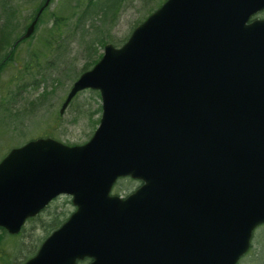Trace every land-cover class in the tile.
Listing matches in <instances>:
<instances>
[{"label": "water", "instance_id": "1", "mask_svg": "<svg viewBox=\"0 0 264 264\" xmlns=\"http://www.w3.org/2000/svg\"><path fill=\"white\" fill-rule=\"evenodd\" d=\"M261 11L264 0H166L104 46L61 109L99 93L90 140L37 139L0 162L7 233L59 195L75 207L25 264L238 263L264 225ZM123 177L142 185L110 195Z\"/></svg>", "mask_w": 264, "mask_h": 264}, {"label": "rangeland", "instance_id": "2", "mask_svg": "<svg viewBox=\"0 0 264 264\" xmlns=\"http://www.w3.org/2000/svg\"><path fill=\"white\" fill-rule=\"evenodd\" d=\"M104 1L101 0L100 4L102 5ZM1 2L0 0V4ZM146 2L147 0H123L114 18H111L113 14L110 13V19L107 18L105 21L89 19L87 23L89 31L87 33L85 31V34L82 30L74 31L72 26L64 30L62 34H58L56 30L52 31L49 27L54 17L50 18L51 15L58 17L64 14L67 16L71 11L70 6L74 3L70 0L50 2L46 14L41 18L42 23L40 25L38 23L28 41L10 52V55L12 54L10 60L17 61V64L11 65L0 74L1 102L2 92L19 91L23 84H31L32 80H29L33 77L27 76L26 72L24 74L28 78L27 81L19 77L25 69H21V66L30 59L35 60L33 53H42L40 62L45 59V54L49 53L46 62L54 64V68L48 70L47 82L40 84L38 90L28 87L26 91L18 94L20 98L14 108V111L18 113L17 116L8 118L7 114L0 110V159L8 149L21 146L41 136L53 137L66 145H79L89 140L96 128L93 126L94 122L100 116V111L97 112L100 108L99 96L95 91L86 90L75 97L67 109L59 114L62 102L72 82L79 76L84 66L85 51L90 47L88 44L94 38H103L114 47H120L130 36L133 25L142 22L147 17ZM41 3L42 0H39L36 8L30 5L20 13L22 25L24 23L23 31ZM22 5L23 8L26 3ZM83 8L82 6L79 13ZM262 18H264V12L258 15V19ZM75 20L76 18L73 17L70 21L73 26ZM46 40L49 41V45L45 44ZM96 48L98 53L103 52L99 46ZM57 55L62 56L56 58ZM29 69L34 74L38 71L35 63ZM43 91L49 94L41 99L40 104H31L33 97L42 94ZM127 183H129L128 180L120 181L119 187L126 186ZM73 211L74 208L69 198L60 197L42 215L33 221H28L18 238L6 236L3 239L0 245V258L6 260L7 263L11 260L12 264L22 263L33 252L38 240L51 232L55 222L58 221L60 224ZM238 264H264V225L254 230L251 250L239 260Z\"/></svg>", "mask_w": 264, "mask_h": 264}, {"label": "trees", "instance_id": "3", "mask_svg": "<svg viewBox=\"0 0 264 264\" xmlns=\"http://www.w3.org/2000/svg\"><path fill=\"white\" fill-rule=\"evenodd\" d=\"M36 1L38 2L39 0H36ZM100 1L101 0H70V2L74 3L73 6H70V9H71L70 13L67 16H65L63 14V15H59L58 17L51 15L50 18L54 17V21L52 22V27L50 29L52 31L56 30L58 34H62L64 32V30L70 29V27L72 26V29L74 31L82 30L85 34V31H86V33H87V31H89L88 30L89 26L87 25L89 19L94 18L97 20L105 21L107 18L110 19V16H109L110 13L113 14L111 16V18H114L116 16V14H118V11L120 9V5H121L123 0H106V1L103 0L104 3L102 5L100 4ZM164 1L165 0H147V2H146V4H147V13H146L147 16L149 14H151L155 9H157ZM82 6L84 8L81 11V13H79V10L81 9ZM73 17L76 18V20L74 21L75 22L74 26L72 25V23H70V21L73 19ZM48 20L51 21V19H48ZM112 21H114V20H112ZM47 23H49V22L47 21ZM139 23H141V21L137 22L135 25H133V29ZM8 25H10V24H6V26H3V27L7 28ZM3 27H2V30H5V28H3ZM11 28H12V25L9 27V30H11ZM108 42L109 41H107L103 38H94L92 40V42L90 44H88V46H90V47L88 50L85 51L86 60H85L84 66L81 69L80 73L90 69L102 56V53H98V49L96 48V46H99L100 48L103 49L105 44H107ZM45 44L49 45V41L46 40ZM4 45H6V46H4ZM9 46H10V42H9V40H7V37L2 38V41H0V48L6 47V49H7ZM49 55H50L49 53L45 54V57H44L45 59L40 62V59L43 56L42 53H36V54L33 53L35 60L26 61L21 66V69H24V68L25 69L22 71L23 74H20L19 78L23 79L24 81H27L28 78L26 77V74H24V72H26L27 76H30V78L33 77V79L29 80V81L32 80L31 84H24L23 87L19 88V91L17 90V91L6 92L5 96L7 98L4 101H2V99H1V101L4 102V104L2 102H0V110L5 112L7 114L6 116L8 118L15 117L18 115V113L16 111H14V108L17 104V101L20 98L18 93L21 94V92H20L21 90L26 91L28 87H31L32 89L38 90L37 88H39L40 84L47 82L46 80L48 78V76H47L48 70H51L54 68V64L52 62H49V61L46 62L47 56L49 58ZM60 56H62V55H57L56 58H60ZM3 58H5V61L4 62L0 61V72L2 69H7L11 65L16 64V63H12V60L9 59L8 52H6V54L2 57V59ZM33 63L36 64V67L38 70L36 74L31 73V71L29 69V67ZM45 63H46V65H45ZM48 94H49V92L43 91L42 94H40L38 96H34L33 97L34 99L31 100V104L32 103L40 104L41 99L44 98L45 96H47ZM96 95L98 96L97 93H96ZM6 105H8V106H6ZM99 111H100V108L98 109L97 112H99ZM98 122H99V119H97L94 122L93 126H97ZM58 225H59V223H58V221H56L55 225L53 226V228L51 230L55 229ZM2 232L5 236L6 233L4 231H2ZM1 236H0V245H1V241H2ZM0 263L12 264V261H9L7 263L6 260H3L0 258Z\"/></svg>", "mask_w": 264, "mask_h": 264}, {"label": "flooded vegetation", "instance_id": "4", "mask_svg": "<svg viewBox=\"0 0 264 264\" xmlns=\"http://www.w3.org/2000/svg\"><path fill=\"white\" fill-rule=\"evenodd\" d=\"M1 1L2 2L0 4V16H1L0 17V29H1L0 30V41H2V38L7 37V40H9V42H10V48L16 47V46L18 48L24 41H26L25 39H23V40H20V39L25 34L26 29L28 27L27 26L25 28V30L23 31L24 27L22 26V20L20 19V17H21L20 13L26 7H28L30 5H34L36 8L38 6V2L36 0H1ZM24 3H26V5L22 8V6H23L22 4H24ZM43 5H41L34 12V14L31 16L30 24L36 18H37L36 21L39 22L40 19L46 14L47 6H43ZM33 11L34 10H32V12ZM51 13H53V12H51ZM37 22H36V24H37ZM6 24H10V25H8L7 28L3 27V26H6ZM11 25H12V28H11V30H9V27ZM2 27L5 28V30H2ZM4 46H6V45H4ZM0 50H1L0 54H4L6 47L0 48ZM4 61H5V58H3L1 60V62H4ZM125 181H127V180H125ZM119 182L120 181H117L114 184L111 193H112V195L119 196L122 199H125L126 197H128L130 194H132L137 189H139L142 185V182H140L138 180H130L129 179L128 180L129 183H127L126 186L119 187ZM118 188H119V190H118ZM43 241H44L43 238H40V240H38V243L36 245L35 251L33 252L32 256H34L37 253V251H38L39 247L41 246V244L43 243ZM89 262H90L89 259H85L83 262H81V264H87Z\"/></svg>", "mask_w": 264, "mask_h": 264}]
</instances>
